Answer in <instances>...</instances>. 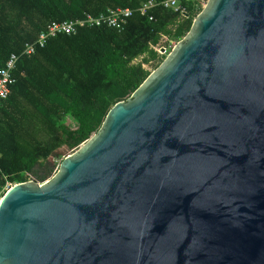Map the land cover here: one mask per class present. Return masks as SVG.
I'll return each mask as SVG.
<instances>
[{"label":"water","instance_id":"95a60500","mask_svg":"<svg viewBox=\"0 0 264 264\" xmlns=\"http://www.w3.org/2000/svg\"><path fill=\"white\" fill-rule=\"evenodd\" d=\"M0 264H264V0H209L51 180L11 186Z\"/></svg>","mask_w":264,"mask_h":264},{"label":"trees","instance_id":"16d2710c","mask_svg":"<svg viewBox=\"0 0 264 264\" xmlns=\"http://www.w3.org/2000/svg\"><path fill=\"white\" fill-rule=\"evenodd\" d=\"M145 1L0 0V69L50 24L110 8L136 9ZM195 12L192 4L186 15L158 6L148 15L137 12L121 31L81 28L21 56L12 94L0 112V188L31 176L40 182L51 177L55 168L49 157L65 145L79 148L98 132L110 109L152 73L147 64H162L165 57L156 47L186 36ZM67 116L77 122L75 128Z\"/></svg>","mask_w":264,"mask_h":264},{"label":"built area","instance_id":"2783aa9c","mask_svg":"<svg viewBox=\"0 0 264 264\" xmlns=\"http://www.w3.org/2000/svg\"><path fill=\"white\" fill-rule=\"evenodd\" d=\"M208 1L209 0H162L158 2L156 0H147L136 9L130 7L110 8L99 15L87 13L83 18L64 20L62 22L50 24L40 33L37 41L27 43L21 54L13 53L6 61L5 65L0 69V112L5 102L12 94L13 85L16 82L15 71L20 57L23 55H33L36 53L38 46L44 47L50 39L62 34L71 35L81 28L88 27L106 26L121 31L125 28L128 20L137 12L141 15H148L154 8L162 6L166 9H173L186 15L188 14L190 4L193 5L196 11L201 7H205ZM150 19L154 20V16H150ZM156 49L163 56H167L171 53V49L169 51L166 46H159L156 47ZM8 185L10 188L14 184L9 183Z\"/></svg>","mask_w":264,"mask_h":264},{"label":"rangeland","instance_id":"374dc122","mask_svg":"<svg viewBox=\"0 0 264 264\" xmlns=\"http://www.w3.org/2000/svg\"><path fill=\"white\" fill-rule=\"evenodd\" d=\"M203 8L204 7H201L198 10H196V12L194 14L195 15V18L203 10ZM184 38H185V36L184 37H181L180 39L173 38L171 41H167V42L164 41L165 42L164 43V46H166L169 49V51H170V49L172 51L173 48L176 46V44H178V42H180ZM164 57H166V56L164 55ZM140 60H142V58H140L139 60H137V62L140 61ZM160 65L161 64H159V61L153 60L149 64H147V68L150 69L151 72H153L156 69H158ZM65 121L71 127H74L75 128L77 126V122L71 116H67L65 118ZM78 149L79 148L70 149L68 146L65 145V146L61 147L60 149H58L56 152H54L49 157L48 161H49V163L51 165H54L55 171H54V174L51 177H49V178L46 179V181L51 180L56 175V173L58 172L59 167H60V164L62 163V161L67 156H70V155L75 154L78 151ZM31 178H32L31 180H33L34 182H37V183H44V182H46V181H44V182L36 181V179L33 176H31ZM8 189H9V185L8 184L5 187L0 188V199H1V197L4 196V194L8 191Z\"/></svg>","mask_w":264,"mask_h":264}]
</instances>
